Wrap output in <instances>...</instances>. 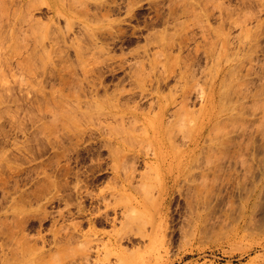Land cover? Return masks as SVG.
Masks as SVG:
<instances>
[{"label":"rangeland","instance_id":"374dc122","mask_svg":"<svg viewBox=\"0 0 264 264\" xmlns=\"http://www.w3.org/2000/svg\"><path fill=\"white\" fill-rule=\"evenodd\" d=\"M0 264H264V0H0Z\"/></svg>","mask_w":264,"mask_h":264},{"label":"bare ground","instance_id":"6f19581e","mask_svg":"<svg viewBox=\"0 0 264 264\" xmlns=\"http://www.w3.org/2000/svg\"><path fill=\"white\" fill-rule=\"evenodd\" d=\"M222 91H220V94H221ZM224 93V92H223ZM224 94H227V93H224ZM225 98V95L223 96ZM227 97V95H226ZM222 98V97H221ZM214 99L215 97L214 96H211L209 97L207 100H206V103L207 104H211L214 102ZM220 100H223V99H220ZM206 104V106H207ZM149 132H147L148 134ZM116 145L117 146H120L121 145V142L119 140H116ZM199 147H202V143L201 141H197L195 142L192 146H190V148H192V153L199 148ZM117 152V150L115 149V153ZM116 155V154H115ZM154 155H157V154H154ZM190 162V161H189ZM190 163H187L186 166H185V169H184V172H185V175H187V173L189 172L188 168L190 169ZM188 170V171H187ZM165 207H164V204L161 205L160 207V213L162 214V212L164 211ZM114 211H116V209H114ZM164 223V220L163 218L161 217L159 220H154V223L152 222V231L151 233L147 234L145 237H147L149 239V241L151 242V245H157L158 243H160V238H159V230H160V227L163 226L162 224Z\"/></svg>","mask_w":264,"mask_h":264}]
</instances>
